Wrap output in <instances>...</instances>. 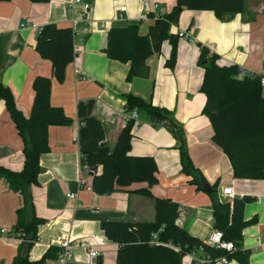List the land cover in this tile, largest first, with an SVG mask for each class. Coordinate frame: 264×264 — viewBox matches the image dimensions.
Here are the masks:
<instances>
[{"label": "crops", "instance_id": "crops-1", "mask_svg": "<svg viewBox=\"0 0 264 264\" xmlns=\"http://www.w3.org/2000/svg\"><path fill=\"white\" fill-rule=\"evenodd\" d=\"M73 1H0V83L9 87L16 107L28 116L33 79L48 77L51 105L72 119L68 126L48 129L49 151L39 159L43 169L37 176L39 185L30 187L34 213L45 223L38 227L28 260H39L51 248L58 250L54 238L60 233L73 242L72 257L61 262L57 255L44 264H115L117 245L105 238L100 223L152 221L155 197L177 203V225L206 242L214 228L212 201L219 202V189L231 187L234 198L252 199L243 211L247 225L242 231L241 249L250 264H264V178H233L231 165L213 144L211 125L202 113L203 70L197 66L201 44L218 56V65L237 66L238 78L263 72L264 0H244L241 13L222 19L211 11L182 9L170 33L189 34L194 42L178 39L171 68L166 65L170 46L165 41L160 53L145 61L147 76L131 82L125 79L129 63L110 60L101 51L108 30L137 25L140 35H146L154 18L168 13L175 0H150L144 13L140 11L142 0H94L86 12L79 4L69 8ZM121 6L125 7L123 13L118 12ZM46 24L68 26L74 31V57L61 83L53 78L50 62L35 51L38 30ZM128 94L172 113V122L182 128L189 159L203 177L200 189L182 172L180 143L167 125L138 113L130 154L154 159L157 184L151 187L153 197L136 192L146 183L118 188L109 196H98L91 190L92 176L100 174L102 168L97 166L94 174L85 173V154L112 151L130 113L125 111ZM22 149L23 139L0 101V167L21 171ZM80 180L85 183L83 187ZM68 194H75V199H69ZM21 217H27L22 195L9 190L0 180V230L8 232L0 234V264H11L21 251V237L9 233ZM92 251L97 253L95 258L89 255ZM202 256L201 248H195L183 257L182 263L194 264ZM227 264L236 262L229 260Z\"/></svg>", "mask_w": 264, "mask_h": 264}, {"label": "trees", "instance_id": "trees-1", "mask_svg": "<svg viewBox=\"0 0 264 264\" xmlns=\"http://www.w3.org/2000/svg\"><path fill=\"white\" fill-rule=\"evenodd\" d=\"M8 1V0H0ZM41 3L45 0H29ZM92 4L94 0H84ZM244 0H175L171 10L154 18L146 35H140L137 25L114 27L108 30L106 45L101 49L105 56L114 61L129 63L126 81L145 78V61L161 51L165 41L170 46L166 61L173 67L176 60V46L181 32L170 33L177 26L182 9L190 11H211L218 18L239 14L243 11ZM153 18L152 16H150ZM74 31L68 26L43 25L36 35L35 51L43 60L51 64L52 76L61 83L65 69L73 60ZM197 66L203 70L200 91L205 96L202 113L207 117L211 129V140L227 157L232 176L242 180H262L264 178V97L259 78H238L239 68L235 65H218V56L206 46L198 44ZM33 101L24 116L16 107L9 87L0 83V101L3 102L17 133L23 139L24 163L21 171L14 172L0 167V180L9 190L23 197L26 219L16 221L9 233L21 237L19 255L11 264H44L47 259L56 258L59 250L51 248L39 260L29 261L28 253L37 239L38 227L45 223L33 210L30 187L39 185V159L49 151V127H63L72 123L59 107L50 103L51 79L36 76L32 81ZM136 111L152 122H164L171 134L180 143V164L182 172L191 177V182L200 189L204 183L200 172L189 159L182 128L175 125L172 113L165 108L154 106L141 98L128 94L125 111ZM135 120L128 117L121 128L110 153L89 152L85 154L87 168L101 166V173L93 175L91 190L98 196H109L118 188H126L137 183L146 187L136 190L144 197L152 198L151 187L157 184V166L152 157L132 156V128ZM249 196L234 198L232 203L220 204L212 201L213 227L222 232L226 241L233 244L229 252L208 246L206 242L193 237L177 225L178 205L168 198H154V218L152 221L124 222L107 220L100 223L105 238L117 245L115 264H183V257L195 248L211 258L225 256L236 264H250L241 249L242 231L247 225L243 218ZM253 220L250 222L252 223ZM23 249L28 252L21 257Z\"/></svg>", "mask_w": 264, "mask_h": 264}, {"label": "built area", "instance_id": "built-area-1", "mask_svg": "<svg viewBox=\"0 0 264 264\" xmlns=\"http://www.w3.org/2000/svg\"><path fill=\"white\" fill-rule=\"evenodd\" d=\"M150 0H142L141 1V7H140V11L142 13H144L146 10V5L147 2ZM75 4H79L82 9L86 12L88 11L90 4L86 3L84 0H74L72 4L69 5V8H72L73 5ZM154 7H156V4H154ZM119 13H123L125 12V7L121 6L118 9ZM121 16V15H119ZM22 27H24V25H22ZM26 27L32 28L34 29L36 26L34 25H26ZM37 29V28H36ZM183 34V33H182ZM182 37H184L185 39H187L189 42H194V39L189 35L184 33L182 35ZM256 76L259 78V82L261 87H264V71L261 72L260 74H256ZM251 77H255V74H252ZM131 117L133 120H137L138 118V113L136 111H131L127 118ZM85 173L90 172V168L85 167L84 168ZM79 183L82 185V187L85 185L83 180H80ZM222 194L225 198L229 199V200H233L235 197V193L233 192L231 187L225 188L222 191ZM67 197L69 199H75L76 195L75 194H68ZM3 233H7L8 232L6 230H0V234ZM54 242L59 250L58 252V259L63 262L65 260H68L72 257V249H73V242H71L69 239L65 238L63 234H58L55 236L54 238ZM206 244L208 246L214 247L216 249H221L223 251H231L233 249V244L230 241H226L223 237V234L220 230L213 228L211 233L209 234L207 240H206ZM202 251V249H201ZM91 258H95L97 256L96 252H90L89 253ZM228 259L225 256H221L219 258H211L210 256L206 255L203 253V256L194 262V264H227L228 263Z\"/></svg>", "mask_w": 264, "mask_h": 264}, {"label": "water", "instance_id": "water-1", "mask_svg": "<svg viewBox=\"0 0 264 264\" xmlns=\"http://www.w3.org/2000/svg\"><path fill=\"white\" fill-rule=\"evenodd\" d=\"M97 166H94L92 168H90V172H92L93 174L96 172ZM41 172H43V169H40ZM218 200L220 204H223L225 202L224 196L222 194V190L219 189L218 190ZM28 250L27 249H23L21 252V257H24L27 254Z\"/></svg>", "mask_w": 264, "mask_h": 264}, {"label": "rangeland", "instance_id": "rangeland-1", "mask_svg": "<svg viewBox=\"0 0 264 264\" xmlns=\"http://www.w3.org/2000/svg\"><path fill=\"white\" fill-rule=\"evenodd\" d=\"M175 27V26H174Z\"/></svg>", "mask_w": 264, "mask_h": 264}]
</instances>
